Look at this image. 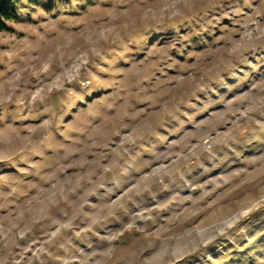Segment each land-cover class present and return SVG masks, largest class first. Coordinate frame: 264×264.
<instances>
[{
	"label": "rangeland",
	"instance_id": "obj_1",
	"mask_svg": "<svg viewBox=\"0 0 264 264\" xmlns=\"http://www.w3.org/2000/svg\"><path fill=\"white\" fill-rule=\"evenodd\" d=\"M15 9L0 264H264V0Z\"/></svg>",
	"mask_w": 264,
	"mask_h": 264
},
{
	"label": "trees",
	"instance_id": "obj_2",
	"mask_svg": "<svg viewBox=\"0 0 264 264\" xmlns=\"http://www.w3.org/2000/svg\"><path fill=\"white\" fill-rule=\"evenodd\" d=\"M17 0H0V32L8 30L7 22L16 18Z\"/></svg>",
	"mask_w": 264,
	"mask_h": 264
}]
</instances>
